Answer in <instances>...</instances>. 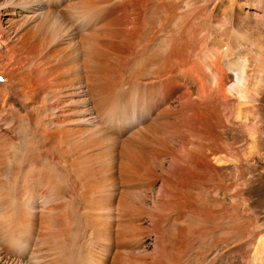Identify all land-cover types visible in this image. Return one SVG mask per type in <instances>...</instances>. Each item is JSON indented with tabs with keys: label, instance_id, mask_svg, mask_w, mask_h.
Here are the masks:
<instances>
[{
	"label": "rangeland",
	"instance_id": "374dc122",
	"mask_svg": "<svg viewBox=\"0 0 264 264\" xmlns=\"http://www.w3.org/2000/svg\"><path fill=\"white\" fill-rule=\"evenodd\" d=\"M87 1L96 5L91 10L89 26L88 14L79 18L82 8L75 7ZM220 1L52 0L49 7L52 26L41 21L32 10L23 12L13 7V3L7 4L12 0H0V38L12 54L11 60L7 52L0 57V71L9 75L7 81L0 74V182L5 187L12 183L13 194L15 190L19 195L21 186L29 182L25 177L37 182L48 170H54L61 189L59 197L72 206L71 219H80L84 210L82 194L100 180L103 189L99 192L110 199L107 215L117 220L123 234L107 252L109 255L106 248H98V252L105 253V259H110L107 262L102 259L105 262L102 264H243L247 255L254 252L248 236L251 229L264 234V83L262 86L260 81L264 72L259 67L260 59L264 58V36L257 44L255 36L246 41L236 32L242 21L251 27L256 25L257 17L264 15V0H241L243 7L238 16L231 10V0ZM45 5L46 2L41 7L46 8ZM206 6L208 14L195 21L197 7ZM89 8L88 4L84 7ZM177 15H187L186 24L191 21L197 25V32L204 29L210 37L230 29L232 44L241 43L235 47L237 59L244 53L250 55L243 87L249 102L239 100L234 89L236 70L227 69L228 63L224 61L231 50L222 48L217 40L224 61L220 65L225 68L224 72H217L223 76L222 92L218 95L213 92L207 104L184 106L186 88L169 81L171 84L165 91L158 89L150 118L139 125L144 128L158 122L155 131L164 128L157 136L160 138L151 139L146 132L144 139L129 138L123 145L122 138L130 126L121 122L119 132H104L97 122L85 121L88 110L96 105L98 115L108 95L118 96L129 104L143 97L134 88L147 86L144 83L147 80L136 82L129 73L133 67L139 69L138 63L144 61H164L162 65L169 66L170 58L165 61L160 52L163 49L169 57L170 48L166 45L178 52L174 42L185 35L186 28ZM208 19L219 20L225 29L207 24ZM57 21H61L57 23L58 31L54 37L46 38L55 30ZM91 31L94 34H87ZM86 34L88 59L95 60L87 67L84 66L87 47L81 44V36ZM172 37L174 42L168 41ZM241 66L240 63L238 68ZM103 85L108 86L107 92ZM6 97L12 102L3 107ZM162 97L168 99L158 103ZM254 124H259V153L244 155V149L252 144L249 127ZM103 138L107 141L103 142ZM186 139H195L196 144L215 143L221 150L216 155L210 151L206 160L204 156L186 157L177 152L183 146L192 147ZM191 152L195 153L194 149ZM26 171L31 172L24 176ZM235 221L244 224L245 234L226 236L224 233L231 231V223ZM211 227L220 238L213 240L201 232H209ZM73 229L67 242H62L60 254L69 257L70 264H86L81 260L90 236L81 227ZM118 251L122 257L116 256ZM52 261L46 256V264Z\"/></svg>",
	"mask_w": 264,
	"mask_h": 264
},
{
	"label": "bare ground",
	"instance_id": "6f19581e",
	"mask_svg": "<svg viewBox=\"0 0 264 264\" xmlns=\"http://www.w3.org/2000/svg\"><path fill=\"white\" fill-rule=\"evenodd\" d=\"M223 1H225V0H221L220 2H223ZM45 2H46V5H45L46 8L45 7L42 8L41 6ZM51 2H52V0H12V2L7 3V4L10 5L11 3H13L12 4L13 7L19 8V10L23 9L22 10L23 12H27L28 9H30L29 11L30 12L33 11V13L35 15L39 16L41 21H43L45 24L47 22V23H49V25L53 26L52 21L49 18V15H51L49 13V7L51 5ZM7 4H5V5H7ZM87 4L90 8L85 10L84 7ZM90 4L87 1V3H81V4L75 5V7H77V8H82L80 10L81 15H79V18H82V14H84V13L88 14V17H87L88 26L91 24V19L89 17L91 15V10L93 8L95 10V8H96V5L94 3H90ZM37 5H38V7H36ZM232 6H233V9H231V10H232L233 14L235 16H238L242 10V7H243L241 0H231V8H232ZM207 10H208L207 6L205 8H203V7L198 8L197 7V13L195 15V21L204 19L205 16L208 14ZM192 12L195 13L196 11L192 10ZM263 12H264V10H263ZM168 15L169 14H167V16ZM241 15L242 14H240V16ZM240 16H239V18H240ZM176 17L178 20H179V17L181 18V22L184 23V27L186 29H184L185 32L183 33V35L184 34L185 35L179 36V41L174 42L175 37H172L168 40V41L174 42V46L176 47L178 52H174L173 50H175V49L168 46V45H166V46L170 48L169 57L165 54L163 49L160 52V56L162 58H166L165 61H167L170 58L169 60L171 62H169V66H163L162 64L164 61L150 60V61H144V62L138 63L140 65L139 69H138L139 66L136 65V66H138L137 68L133 67L131 69L132 71L130 70L131 73H129V76L133 80H136V82H142V79H144V78L147 80L144 82L147 84V86H143L140 88L139 87L134 88L135 91L138 90L139 92L143 93V97H140V98H138L139 100L137 99L136 101H133L132 104H129V102L125 101L124 99H122L118 96L117 97L115 96L113 98L108 97L110 95H108L106 93L108 96H106L104 98V102H103V103H105L104 108H102V110L100 111V113L98 115H96V112H97V106L96 105H92V108H90L88 110V113H87L88 117L85 119V121L87 120V121L97 122V124H98L97 127L102 128V130L104 132H109L108 130L119 132V126H120L121 122L125 126L129 125L130 126L129 129L126 131L127 135H125L122 138V140L124 141V142L122 141L123 145L125 144L127 139L129 140V138L134 139V140L135 139H140V140L144 139L143 135L146 132H148L150 134L151 139H156V140L158 138L157 136H159V133H162L161 131L164 128L161 130L157 129L159 132L155 131V128L158 127V122H151L148 124V126H146L144 128L139 126L143 119L150 118V111H152L151 109H153V107L156 104V102L153 101V99L156 98L158 89H164V91H165L166 87L168 85H170L172 82L178 86H181V87L184 86L186 88V94H185L186 104L184 106H192L194 103L196 105L199 103L207 104V102L212 99L213 92L216 93L217 95L219 93H221L222 87L224 84L222 81L223 76L220 74V72L223 71V69L225 70V68L222 67L220 64H222V63L224 64V61H225V63H228L227 69H230L233 71H234V69L236 70V83L234 85V89L237 91L236 94L239 97V100L241 101V103L242 102H244V103L249 102V97H247L248 95L244 92L243 87L245 86V83L247 82L246 81L247 68L251 63L250 55L248 53H244L243 55H241L240 59H237L239 55L235 52V47L240 46L241 43H238L236 46H234L232 44L231 37H230V29L228 31H226V33L220 32L219 34H216L215 37H210L208 32L204 31V29L201 30L200 32H197V25L192 24L191 21L190 22L188 21V23L186 24L187 15H182V16L177 15ZM213 18H216V17H213ZM161 19H162V17H161ZM69 21L70 20H68L67 23H69ZM80 21L81 20L77 19L78 23H80ZM140 21H141V18H140ZM58 22L61 23V21H57L55 24V26H56L55 30L53 28L52 33H50L46 38L54 37L55 31H58V25H57ZM161 22H163V21H161ZM106 23H108V21L104 22V25ZM207 24L217 26L222 31L225 29L224 25L222 23H220L219 20L208 19ZM64 25H65V23H64ZM240 25H242V27L240 29L241 31L239 30V28H238V31H236L237 33H239L238 37L245 38L246 41H249V38H251L253 40V36H255V38H257V41H258L257 44H259V42H260L259 40H261L262 39L261 37L264 36V15L257 17L256 25L254 27L249 26L245 21L240 22L239 27H240ZM164 27H166V26H164ZM237 27H235V28H237ZM73 29H75V28L73 27ZM166 31H164V32H166ZM253 31L255 32L254 35H252ZM92 33H93V31L88 32L87 34H92ZM103 33H104V31H103ZM87 34H86V36L85 35L81 36V41H82L81 44H83L82 46L84 48H86L89 45ZM42 36H44V35H42ZM104 36H106V34ZM51 38H49V39H51ZM107 39H109V38H107ZM217 40L220 43H222V46H221L222 48H224L225 50H227V49L231 50V52L227 56L225 55V59L223 62H222V54H220V52H222V50H221L222 48H220V50H218ZM240 42H242V40ZM4 44H5V41L0 38V57L2 56V54L4 52H7L8 60H11L12 54L8 53L9 52L8 47H7V45H4ZM252 44L254 45V43H252ZM260 45H261V43H260ZM260 45H258L259 47L258 46L257 47L260 48ZM89 47H91V45ZM86 49H87V51L86 50H84V51L88 52L89 48L87 47ZM216 54H218V58L216 57ZM88 57H89V52L87 53L86 58L84 57V59H85V65L84 66H86V67L92 63H95L94 59H91V58L88 59ZM117 58H118V56H117ZM258 58H260V57H258ZM263 59H260V61H259V67H260L261 72L262 71L264 72V60ZM240 63L242 64V66L240 68H238ZM99 66L101 67V65H99ZM102 69H101V71H102ZM104 69H103V71H104ZM218 70L220 72L217 74ZM7 73H6V71H0V74L1 75L3 74L8 81L9 75ZM145 73H151V74L150 75H144ZM107 76H109V75H107ZM208 77H210V80H207ZM101 78H102V75H101ZM126 78H127V76H126ZM124 79H123V82H124ZM99 80L97 81L98 83H99ZM125 80L127 82V79H125ZM133 80H132V82H133ZM101 81L103 82L104 80H101ZM120 81H122V80H120ZM169 81H171V83ZM260 81H261L262 86H263V83H264V75L263 74L260 78ZM130 82H131V80H130ZM103 86L105 87L104 90L108 87L107 85H103ZM127 86H128V83H127ZM117 88H119V87H117ZM105 91H103L102 93H104ZM259 91L260 90L255 91L256 96L259 95ZM102 93L100 92V94H102ZM223 95H224V93H223ZM111 96H112V94H111ZM224 97H225V95H224ZM109 98H111V99H109ZM160 99H163V100L159 101L158 103H162L163 101L167 100L168 97H162ZM11 102H12V99L9 97H6L2 106L5 107L8 104H10ZM100 104H102V103H100ZM139 110H141V112H139ZM162 111H166V109H164ZM151 117L155 118L156 116L151 115ZM115 120H116V122H115ZM90 123H92V122H90ZM258 127H259V124L258 125L254 124V125L249 127L250 135L252 137V144L250 146H248L246 149H244V151H246L244 153V155H255V154L259 153V147H258L259 128ZM101 135H102V132H101ZM104 140L107 141V139L103 138V142H104ZM111 140H112V136H111ZM186 140H188V139H186ZM116 141H118V140H115V142ZM159 141L161 142L162 140L160 139ZM188 141L191 142V145H192L191 148L190 147L188 148V146H189L188 145L187 148H185L183 146L180 150H177V152H179V154H185L186 157L187 156H196V157L204 156L203 158H204V160H206V159H209L208 154L210 151L214 155H216L221 150V147L219 146L218 143L217 144L219 147L216 148L217 145L215 143L212 145H209L208 143L196 144L195 139L188 140ZM96 147H98V146H96ZM130 148H131V146H130ZM122 149L125 150L126 152L127 151L129 152V149L126 147H123ZM193 149H194L195 153L191 152ZM47 160H49V158H46V161ZM221 160L223 161V159H221ZM24 162H26V161H24ZM31 170H32V168H31ZM48 171L49 172L46 173L47 175H45L40 180H36L37 182H35V179L33 180V178L25 177V180H29V182L25 181L24 185L21 186L22 190H21V193L19 191V195H17L15 193V190H14V194H13V186L14 185L12 183H10V187H5L4 183L0 182V264H46L45 263L46 256H48V258H53V261L50 264H70L69 263V257H65L64 255H61L60 253H62V248H63L62 242H67L69 235L71 234V232L73 233V230H75V229H73L74 227L75 228L81 227L84 231L87 232V235L90 236L89 240L84 245V253H83L84 255L82 256L83 257L82 260L80 259L82 263L85 261L86 264H102V261H103L102 259H104V261H106V262L109 261L110 260L109 258L105 259L106 255L104 252H102V251H100L101 253L98 252V248H100V247L106 248V250H107L106 253L110 252V249H112V246L115 243V241L117 242L120 239L119 237L122 238L123 234L120 231L121 228H119V225L116 223L117 220L116 219H110L113 216H111L109 218V216L107 215V210H108L107 205H108V203H110L109 202L110 199L109 200L107 199V196L104 195V192H102L103 194H101V192H99V190L101 191V189H103L101 181L98 180V181L94 182V184L92 186H88L89 187L88 193L82 194V196H81V201L83 203V205L81 207L84 208V210H81L80 219H71L73 216V211H71L72 206L68 202L63 201L59 197V193L61 192L60 191L61 189L58 187V185L56 183V178L54 176V174H56V173H54V170H51V169ZM30 172L31 171H26L25 174H24V172L22 174H24V176H26V174L27 173L30 174ZM22 178H23V176H22ZM21 182H20V184H21ZM78 190H79V188H78ZM97 190H98L99 194H98ZM16 196H18V197H16ZM111 199H112V197H111ZM215 204L217 206V203H215ZM109 209H111V208H109ZM117 210H119V209H117ZM67 211H68V213H67ZM210 215H211V213H210ZM213 220H216V218ZM231 224H232L231 231L230 232L228 231L226 233L223 232L226 236L231 235V236H235V237L238 236L239 237L240 235L245 234L244 232L246 230L243 231V228H244L243 225L244 224H242V222H236V223H231ZM206 228H208V227H206ZM201 232L204 235L211 236L213 238V240L221 237V236H219V237L217 236L216 229L214 227H211L209 232L207 230L206 231L202 230ZM248 236L250 237L249 238L250 245L253 244L254 252L252 255H247L243 264H264V234H259L258 232L251 229V233ZM122 241H124V240L122 239ZM219 242H221V241H219ZM119 244H121V243L119 242ZM123 246L125 247V242H123ZM123 246H122V248H123ZM66 249H67V246H66ZM68 255L70 256V253ZM107 255H109V253H107ZM116 256L118 258L122 257L121 251H118ZM104 261H103V263H105ZM70 262H71V260H70Z\"/></svg>",
	"mask_w": 264,
	"mask_h": 264
}]
</instances>
